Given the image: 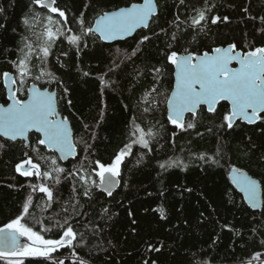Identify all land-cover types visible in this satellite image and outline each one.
I'll return each instance as SVG.
<instances>
[{
    "label": "snow or ice",
    "instance_id": "6c2138e0",
    "mask_svg": "<svg viewBox=\"0 0 264 264\" xmlns=\"http://www.w3.org/2000/svg\"><path fill=\"white\" fill-rule=\"evenodd\" d=\"M228 6L236 8L235 4ZM218 7L213 0H172L171 4L169 0H82L79 8L70 10L67 5L61 7L60 0H27L18 26L11 29L13 43L0 48L4 64L0 68V91L4 93V103H0V159L8 152H18L19 158L12 162L14 179L25 178L23 183L6 185L22 198L12 217L0 225V264H68L66 258L57 256L61 249L70 252V264H96L100 256L93 258L94 250L106 253L108 248H117L112 239L105 241L104 237L119 215L112 206L114 193L131 186L128 181L121 183L125 172L135 175L153 160L158 177L173 169H223L229 186L222 193V202L253 210L248 213L249 240L244 246L258 244L260 248L240 259L239 264H264V171L253 172V167L264 169V143L258 148L254 140H264V8L253 12L252 0H247L239 8L243 13L240 22L251 21L253 30L245 29L238 37H222L214 26L219 29L232 20L218 14ZM5 12L0 7L4 17L0 32L8 31ZM129 38L133 40L130 51H113L112 42H127ZM150 48H155V58ZM90 49L108 60L107 70L99 77L101 97L108 89L123 94L121 73L133 66L131 80L128 75L123 79L131 84L134 105H122L124 112L132 114L124 124L123 139L107 160L98 154L97 145L107 123V105L102 102L98 115L91 120L73 114L72 89L65 74L59 72L74 56L75 71L90 77L91 71L81 67V57ZM223 105L225 110L218 111ZM167 126L171 127L168 143L173 148L178 135L190 132L199 138L205 132L210 134L216 141L214 148L194 151L189 147L187 160L183 155L160 159L155 145L161 134L168 132ZM237 129L245 132L237 144L246 150L234 162L232 143L225 138L237 134ZM255 151L259 155L253 159L249 154ZM69 160L70 169L62 163ZM66 185L68 198L63 194ZM177 187L181 188V198L194 191ZM236 194L240 195L239 203ZM164 195V191L159 192L160 197ZM198 195L210 212L206 215L200 211L195 226H203L212 214L220 225L209 248L217 245L225 230L244 238L231 221L221 224L207 194ZM117 204L124 207L122 201ZM50 210L55 214L45 215ZM151 211L160 220H169L163 204ZM176 211L185 217L183 225L192 228L183 205ZM127 215L130 233L135 235L138 221L131 208ZM96 238L101 243L93 244ZM88 245L91 247L85 258L78 249L82 252ZM163 248V242L159 246L146 242L145 251L159 254ZM196 255L188 264H213L212 259L204 258L207 253L199 254L198 259ZM142 264L159 262L143 259Z\"/></svg>",
    "mask_w": 264,
    "mask_h": 264
},
{
    "label": "trees",
    "instance_id": "16d2710c",
    "mask_svg": "<svg viewBox=\"0 0 264 264\" xmlns=\"http://www.w3.org/2000/svg\"><path fill=\"white\" fill-rule=\"evenodd\" d=\"M123 2V0H121ZM214 3L219 5L217 12L221 16L228 15L232 23L229 25H221L218 31L223 37L226 34L239 36L245 29L251 32L253 30V24L248 21L246 24L241 23V17L243 13L239 11L240 6L245 4L247 0H213ZM27 0H0V7L5 8V15L7 17V32H0V48L4 46H11L13 43L14 34L11 32L13 27L18 26L19 18L22 11L25 8ZM172 3V0H169ZM82 4V0H60V6L66 5L70 10L73 8H79ZM235 4L236 8H230L228 5ZM261 8H264V3L261 0H252L253 12H259ZM0 22H4V17L0 16ZM130 45H133L132 38L125 41L112 42V49L120 48L122 50H129ZM150 55L155 58V48L148 49ZM70 56L72 54L70 53ZM61 59H64L63 57ZM83 63L81 67L83 70L91 71L90 77H83L82 74L77 73L73 67L75 58L69 61L65 69H60L59 72L65 74L64 78L68 86L72 89L71 98L74 102L73 114H83L88 117L89 120L98 115L99 108L103 104L107 105L108 117L107 123L102 127L100 131L101 139L97 142L98 154L107 160L111 153L116 149L123 139L122 133H124L125 122L130 118L131 111L124 112L123 103H129L130 107L134 105L132 99L133 93L130 90L131 84L123 79L125 75H128L131 80V74H133V66L129 65L125 67L123 73H121V91L112 92L110 89L105 90V94L101 97V90L99 85L100 75L107 70L108 60L102 58L98 52L89 50L87 55L81 57ZM52 62L58 69L55 57H52ZM0 68H4L2 59H0ZM59 74V73H58ZM115 78V77H113ZM141 88L136 86V93H139ZM0 103H4V93L0 91ZM62 110L66 109V104L62 105ZM226 105L219 106L218 111L223 112ZM65 114H68L65 111ZM161 122H164L163 119ZM168 127L167 133H162L159 138V143L155 145L158 149L157 157L160 159H166L172 155H183L187 160V148H192L194 151L213 150L216 143L213 136L205 132L203 138L195 136L194 132L189 134H183L177 136L175 140V147L168 143L171 127ZM200 131H205L203 128ZM245 132L241 129H237V134H233L232 137H226V140H230L232 143V151L230 153L233 161H236L238 156H241L242 152L246 149L243 144H237V141L242 140ZM107 137V140L104 139ZM189 140L192 141L189 144ZM254 140L259 146L264 143V140ZM185 148V152L181 153L180 149ZM136 151H139L137 149ZM253 159L259 155V151H255L249 154ZM19 158L18 152H8L3 159H0V225L7 222L16 211V207L19 200L22 198L21 194L16 193L12 189H9L6 185L9 183L20 182L23 183L25 178L15 177L12 169V162ZM227 158V157H226ZM7 160L8 163H5ZM65 167L71 168L72 161L62 162ZM264 169H257L253 167V172H261ZM158 169L155 168V161L153 160L150 165H147L142 171L135 173V175L125 172L123 181L130 183V188L125 189L120 187L114 193L115 199L112 200V206L119 215L115 218L114 226L108 229V235L104 237V240L112 239L117 244L115 250L108 248L106 253H100L97 251L92 252L93 258L97 255L100 256V260L96 264H101V261H110V264H142L143 259L149 261L156 259L159 264H188V259L193 257V254H197L195 258H201L199 254L207 253V257L213 260V264H239L240 259H246L252 251L260 250L259 245H249L245 247V242L249 240V236L246 231L248 225V213L253 211L247 209V206L243 208L232 207L222 202V193L229 186L226 174L223 169H210L208 171H201L198 167H190L187 172H180L177 169H173L170 173H165L163 176H157ZM259 179V176L256 177ZM163 181V183H161ZM187 186L194 189L193 193H185L181 198V188L177 187ZM164 191V197L159 196V192ZM151 192L153 195L149 196L147 193ZM205 193L214 203L216 211L219 215L221 224L231 221L233 225L241 230L244 234V238L234 237L232 233L223 231L221 233V239L217 245L213 248H209L213 236L220 231V225L216 223L217 216L212 214L211 219L205 221L203 226H195V218L199 215L200 211H205L206 215L209 214L207 202L202 199L198 193ZM65 198H68L69 189L66 185L63 189ZM237 202L240 201V195L235 196ZM117 201H122L124 207L121 208ZM163 204L169 213V220L167 222L159 219L158 214L151 211L157 205ZM183 205L186 212V216L192 223V228H187L183 225L184 216H180L176 209ZM134 213V218L138 221L137 234L130 233L131 220L127 215L128 209ZM55 210H50L45 215H54ZM37 217H40V212H36ZM175 226H179V230H176ZM146 242H151L157 246L161 242L164 244V248L161 253L155 252L147 253L145 251ZM93 244L101 243L99 238L93 239ZM88 245L81 252L78 249L79 254L88 258ZM104 247L107 248V244L104 243ZM131 253V255H129ZM57 256H62L68 260L70 264V252L68 250L61 249ZM31 259V258H30ZM33 264H43L42 261H34Z\"/></svg>",
    "mask_w": 264,
    "mask_h": 264
},
{
    "label": "water",
    "instance_id": "95a60500",
    "mask_svg": "<svg viewBox=\"0 0 264 264\" xmlns=\"http://www.w3.org/2000/svg\"><path fill=\"white\" fill-rule=\"evenodd\" d=\"M66 162V161H65ZM256 178V177H255Z\"/></svg>",
    "mask_w": 264,
    "mask_h": 264
}]
</instances>
